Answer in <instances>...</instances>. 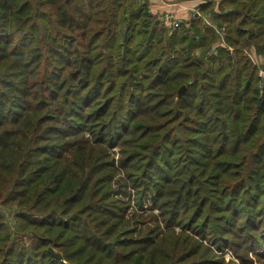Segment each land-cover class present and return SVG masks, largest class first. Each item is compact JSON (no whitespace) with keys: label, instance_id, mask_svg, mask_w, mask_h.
<instances>
[{"label":"trees","instance_id":"1","mask_svg":"<svg viewBox=\"0 0 264 264\" xmlns=\"http://www.w3.org/2000/svg\"><path fill=\"white\" fill-rule=\"evenodd\" d=\"M162 26L0 0V264H264V0Z\"/></svg>","mask_w":264,"mask_h":264},{"label":"rangeland","instance_id":"2","mask_svg":"<svg viewBox=\"0 0 264 264\" xmlns=\"http://www.w3.org/2000/svg\"><path fill=\"white\" fill-rule=\"evenodd\" d=\"M147 0H134V2H136V5H140L142 3H145ZM180 2H182L183 4L185 5H190V4H193L192 5V15L188 18V17H182V16H178L179 18H177L174 14L170 13V12H165V13H169L171 15V17L173 18V20L175 22H177V24L179 22H184V21H187L189 19H191L192 17L194 16H197L198 13H199V4H202L204 3L205 1L207 0H179ZM187 1V2H186ZM215 1H218V0H215ZM147 6H148V1H147ZM149 9V7H148ZM150 11V10H149ZM151 13V12H150ZM165 13H162L161 15H155V14H152L154 16H157L158 20L161 22V24L163 25L162 27L164 28V32H168V31H172L171 29H169V27L167 25H169V23L166 22V24L164 23V21L162 20V16L165 14ZM187 18V19H186ZM161 27V26H160ZM223 31H220V39H219V43L220 44H223ZM245 55L253 62L254 65H256L258 68H259V71L261 69L264 70V62H262V60L264 59V55H258L252 48L249 50V51H246L245 52ZM261 77V79H264V75H258ZM118 156H119V153H118V149L115 150L114 152V155L112 156V159L113 161H117L118 159ZM117 189L120 191V194L123 196L124 194H126V199L128 198L127 196V192L124 193L123 190L119 189V187H117ZM147 206V205H146ZM133 210H134V206L132 207ZM133 210H131L133 212ZM130 211V212H131ZM154 213H156V211H153ZM0 213L4 216L5 218V221L6 223L10 226L11 228V231L13 233L16 232V229H17V225L15 223V221L13 220V214L15 213V209H9V208H0ZM225 258L227 260L231 259L232 256L230 255V253L226 252L225 254Z\"/></svg>","mask_w":264,"mask_h":264},{"label":"crops","instance_id":"3","mask_svg":"<svg viewBox=\"0 0 264 264\" xmlns=\"http://www.w3.org/2000/svg\"><path fill=\"white\" fill-rule=\"evenodd\" d=\"M147 1L150 12L155 15H161L162 13L170 12L174 14L177 18H179L178 16L189 18L193 14L192 13L193 4L185 5L179 0H147Z\"/></svg>","mask_w":264,"mask_h":264},{"label":"built area","instance_id":"4","mask_svg":"<svg viewBox=\"0 0 264 264\" xmlns=\"http://www.w3.org/2000/svg\"><path fill=\"white\" fill-rule=\"evenodd\" d=\"M162 20L164 21L165 24H166V22L169 23V25H167V26H168L169 29H171V30H173V29L176 27V25H177V22H175V21L173 20V18L171 17V15H170L169 13H165V14L162 16ZM262 62H264V59L262 60ZM258 75H264V70L261 69V70L259 71V74H258Z\"/></svg>","mask_w":264,"mask_h":264},{"label":"water","instance_id":"5","mask_svg":"<svg viewBox=\"0 0 264 264\" xmlns=\"http://www.w3.org/2000/svg\"><path fill=\"white\" fill-rule=\"evenodd\" d=\"M181 90H183V87L180 89L179 93L181 92ZM49 252H51V253H52V250H51V249H49ZM54 255H55V257H57V258H60V256H59L58 254H55V253H54Z\"/></svg>","mask_w":264,"mask_h":264}]
</instances>
